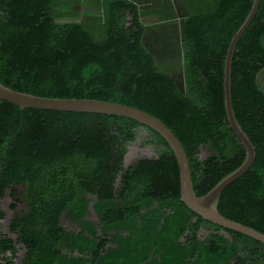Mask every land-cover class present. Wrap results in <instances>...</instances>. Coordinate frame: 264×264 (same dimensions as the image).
<instances>
[{
	"label": "trees",
	"instance_id": "1",
	"mask_svg": "<svg viewBox=\"0 0 264 264\" xmlns=\"http://www.w3.org/2000/svg\"><path fill=\"white\" fill-rule=\"evenodd\" d=\"M164 1L185 12L178 67L163 66L147 48L142 18L152 13L137 0H103L102 8L90 0L85 9L94 6L103 20L80 24L66 22L84 18L80 2L74 9L66 0H0V84L40 98L120 103L158 118L182 143L201 198L246 157L223 89L230 45L253 0ZM263 71L261 0L232 64L233 109L256 159L225 188L217 211L262 234ZM142 131L158 157L127 168ZM206 145L215 153L202 158ZM8 199L14 218L6 232ZM0 264H264V245L203 221L181 202L177 158L156 131L124 117L23 111L0 101Z\"/></svg>",
	"mask_w": 264,
	"mask_h": 264
},
{
	"label": "water",
	"instance_id": "2",
	"mask_svg": "<svg viewBox=\"0 0 264 264\" xmlns=\"http://www.w3.org/2000/svg\"><path fill=\"white\" fill-rule=\"evenodd\" d=\"M261 4V0H253L252 9L246 20L235 34L230 45L227 61H225L224 69V109L227 114L228 122L234 133L239 138L241 144L246 151V157L243 164L233 173L222 178L212 189L203 197H198L194 191L191 165L188 155L177 136L158 118L140 111L137 108L127 106L120 103H112L92 99H47L36 96L26 95L15 92L3 87L0 84V101L12 104L23 111L37 110L46 112H69V113H86V114H101L116 117H124L139 124L146 126L158 134H160L169 144L174 152L180 169L181 179V202L188 209L197 214L203 221L217 226L223 230L232 231L248 238H251L264 245V234L244 226L242 224L232 222L223 218L217 211V205L225 188L243 177L252 167L256 159V148L251 142L248 135L243 130L239 121L236 118L233 102H232V64L237 45L243 35L246 33L252 24ZM131 156V151L127 156Z\"/></svg>",
	"mask_w": 264,
	"mask_h": 264
},
{
	"label": "rangeland",
	"instance_id": "3",
	"mask_svg": "<svg viewBox=\"0 0 264 264\" xmlns=\"http://www.w3.org/2000/svg\"><path fill=\"white\" fill-rule=\"evenodd\" d=\"M90 0H66L68 2V6L72 5L74 9L75 6L80 2L81 5L79 6L81 8V12L84 16L82 19L78 21H66L67 23L75 22V23H82V20L84 19V22H89L93 19L95 22H98L99 20H103V15L101 11H96V9L92 8L94 6H90ZM160 0H137V3L141 5V9L144 12H151L152 14L147 17L142 18V23L149 28V34L146 38V46L147 48L155 55L157 56V59L162 62L164 65H173L177 66L179 65V58L182 57L181 50H180V41H183V28H182V22L184 17V10H181V7L179 5L173 6L172 9L168 6L167 1H164L162 3L159 2ZM172 2H175L176 0H171ZM102 2L103 0H96L94 5L96 6L97 3L102 8ZM66 6L67 8H69ZM77 6V8H78ZM70 10V8H69ZM160 14H164V16H167V20H173L175 22H168L163 23V21L160 18ZM176 14L178 16L177 20H174L176 18ZM102 15V16H101ZM175 78H177V83L180 87L183 86V74H176ZM260 85L264 89V71L262 72L260 76ZM149 133L147 131H142L139 135V139L137 142L133 143L130 147L131 156L128 158L127 165L131 166L136 164L139 160L142 159H154L158 157V153L155 147L151 145H144V142L146 140V137ZM201 157L202 158H208L211 155H213L215 152L212 150L211 145H206L202 147ZM11 206L12 201L6 200L4 202L5 210L7 211V220L3 222V227L8 232L9 224H11V221L14 218V213L11 212ZM64 226L67 228H74L70 223H64ZM14 238H17L16 235L13 234Z\"/></svg>",
	"mask_w": 264,
	"mask_h": 264
},
{
	"label": "crops",
	"instance_id": "4",
	"mask_svg": "<svg viewBox=\"0 0 264 264\" xmlns=\"http://www.w3.org/2000/svg\"><path fill=\"white\" fill-rule=\"evenodd\" d=\"M92 1H94V3H95L96 0H92Z\"/></svg>",
	"mask_w": 264,
	"mask_h": 264
}]
</instances>
